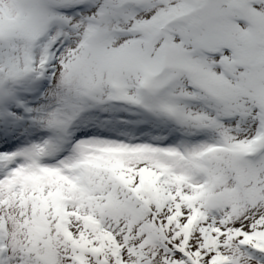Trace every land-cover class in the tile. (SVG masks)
Listing matches in <instances>:
<instances>
[{
    "label": "snow or ice",
    "instance_id": "snow-or-ice-1",
    "mask_svg": "<svg viewBox=\"0 0 264 264\" xmlns=\"http://www.w3.org/2000/svg\"><path fill=\"white\" fill-rule=\"evenodd\" d=\"M0 264H264V0H0Z\"/></svg>",
    "mask_w": 264,
    "mask_h": 264
}]
</instances>
